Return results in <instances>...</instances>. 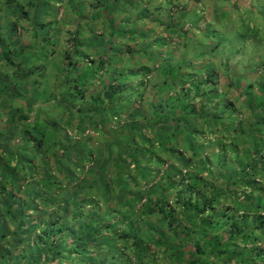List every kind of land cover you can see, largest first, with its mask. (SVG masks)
I'll return each mask as SVG.
<instances>
[{"label": "trees", "instance_id": "obj_1", "mask_svg": "<svg viewBox=\"0 0 264 264\" xmlns=\"http://www.w3.org/2000/svg\"><path fill=\"white\" fill-rule=\"evenodd\" d=\"M224 1L253 66L264 0ZM63 2L0 0V264H264V56L255 81L206 53L212 37L132 68L106 17L121 0Z\"/></svg>", "mask_w": 264, "mask_h": 264}, {"label": "crops", "instance_id": "obj_2", "mask_svg": "<svg viewBox=\"0 0 264 264\" xmlns=\"http://www.w3.org/2000/svg\"><path fill=\"white\" fill-rule=\"evenodd\" d=\"M64 1V2H63ZM122 1L135 4L133 7L132 12L122 11ZM143 0H121V7L119 10H116L114 6L110 8L108 6V10L111 12L106 17L111 19H115L117 27L124 22V17H131L136 13V17L129 21L131 25H134L133 30L127 31L125 28V31L127 33L131 32L129 37V41L126 40V38H122V44L126 45L128 47V50H130L131 55H133L135 58L132 62V64H129L132 68H140L143 65H147L150 67H163L168 68L171 65H175L180 61V54L182 56L189 50V46L191 41L196 38V40H202L205 41L208 44L210 43L211 37L215 39V41H220V33L219 31H213L211 27H216V24H214L215 21V14L216 11L221 13L222 15H225V12L228 8H224L220 5V3L225 2L224 0H200L198 2V5L192 2V0H170L168 3V6L166 9L161 12L159 18H154V20H151L152 16V9L153 5H155V1L157 0H149L148 3H143L140 5V2ZM147 1V0H146ZM62 4H65V0H62ZM74 5L77 6V8H80L82 4H85L89 6L90 4H93V7L98 3V0H73ZM241 2L248 5L247 0H241ZM170 4H173L175 6H170ZM59 6V4L57 5ZM56 6V12H58ZM177 8L176 10H173ZM67 6L60 5L59 10L60 14H64V12L67 10ZM113 10V11H112ZM173 10V11H172ZM92 9H87L85 12V15H90ZM80 10L76 11V13ZM205 14L204 17H206L205 22L201 23L199 22V25L197 28L192 29V31H187L184 26L187 23L194 22V25L196 24V19L203 17L202 14ZM77 14V15H78ZM57 16V14H56ZM72 16L69 21L71 30H74L76 26H80V20L78 21L76 16H73L71 13L69 17ZM85 16V18H86ZM88 17V16H87ZM61 18H64L62 16ZM60 18V19H61ZM88 19H90L88 17ZM166 22L165 24H169L171 22H175L178 25L182 27L183 30H177L178 32H169L166 31L164 26L161 25L162 22ZM222 21V22H221ZM225 19L222 17L220 18L219 23H222L224 26L220 30L224 33L225 37L227 39H231L234 29L232 27H227L225 23L223 22ZM65 24V23H64ZM61 25V24H60ZM66 27L68 26V23L65 24ZM98 26L97 29H103L107 34L110 33L109 24L106 23L105 20H100L96 24ZM220 24L217 25V27ZM188 26V24L186 25ZM126 27V26H124ZM187 32L189 34H187ZM125 34H122L124 36ZM138 36V37H137ZM142 38V45L140 44V38ZM121 40V38H119ZM117 41V39H115ZM155 43L158 44V46L161 47V50L159 48H153ZM188 44V46H187ZM247 46L250 48V44L253 45V40H247ZM216 45V43H215ZM187 46V49H186ZM193 55L189 56V59H193ZM264 56V54H262ZM259 54L255 58V62H258V64L261 62L262 59H258L260 57ZM248 58V57H247ZM246 58V60H247ZM258 59V60H256ZM127 59L122 58V62L126 63ZM171 60V62H169ZM219 64L222 62L220 58L218 57ZM244 63L239 60V66L241 68L240 71L244 68ZM128 65V64H127ZM222 65L225 66V64L222 62ZM147 76V78H149ZM222 80H225L222 78Z\"/></svg>", "mask_w": 264, "mask_h": 264}, {"label": "rangeland", "instance_id": "obj_3", "mask_svg": "<svg viewBox=\"0 0 264 264\" xmlns=\"http://www.w3.org/2000/svg\"><path fill=\"white\" fill-rule=\"evenodd\" d=\"M148 1L149 0H147V1L143 0L140 2V5H142L143 3H148ZM169 1L170 0H157V1H155V5H153V9H152V11H153L152 16H151L152 21L154 20L155 17L156 18L160 17L161 12H163L166 9V7L168 6L167 2H169ZM192 1L193 2H199L200 0H192ZM134 5L135 4H131V3H127V2L122 1V11L132 12ZM202 15L205 16V14H202ZM135 17H136V13L131 17L122 18V19H124L123 24H124V26H126L125 28L127 31L134 29V25H131L129 23V21L133 20ZM62 32L59 33L57 29L53 32L52 36L55 33L57 34V36L55 37L54 46L49 47L47 49V52L49 54H50L51 49H53L54 51H58L62 47V45H63L62 40L65 38L62 36ZM139 38H140V44L142 45V38L141 37H139ZM126 40L129 41L128 35H127ZM246 43H247V40L241 41L240 39H238L237 37H234V36H233L231 41H229V39H227L226 37H221L220 38V46L214 47L211 50L207 51L206 53L210 54L212 52V50L214 49L215 51L213 54L217 55L225 65L227 64L228 68L238 70V72H239L241 70V68L239 66V60L241 58V55H240V57L238 56V51L245 49ZM157 48H159L161 50L160 46H157ZM202 48L203 47H201L200 43L196 40V38H194L190 43L188 55L191 56L193 51H195V52L202 51ZM203 51H205V49ZM253 59H254L253 56L247 58V62L244 63V68L242 71H243V73H245V71H246L247 76H249V78L252 81L253 80L255 81L261 74V72L259 70V68L261 67L260 66L261 64H258V62H254V64L255 63H257V64H255L253 66L248 65V64L252 63ZM258 59H261V57ZM258 59H256V60H258ZM263 71L264 70L262 69V72ZM238 77L240 79L241 76L239 75ZM246 80L247 79H245V82H246ZM243 88H245V85H243ZM252 93H253V91H252Z\"/></svg>", "mask_w": 264, "mask_h": 264}]
</instances>
